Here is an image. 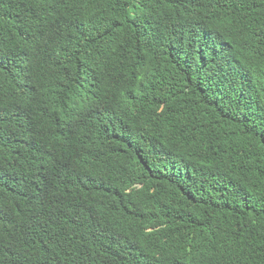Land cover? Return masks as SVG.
Instances as JSON below:
<instances>
[{
  "label": "trees",
  "instance_id": "trees-1",
  "mask_svg": "<svg viewBox=\"0 0 264 264\" xmlns=\"http://www.w3.org/2000/svg\"><path fill=\"white\" fill-rule=\"evenodd\" d=\"M0 264H264V0H0Z\"/></svg>",
  "mask_w": 264,
  "mask_h": 264
}]
</instances>
